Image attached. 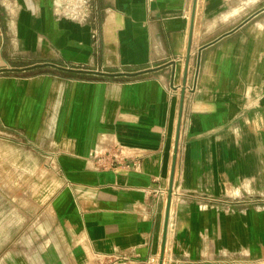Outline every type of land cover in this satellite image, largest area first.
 <instances>
[{
	"label": "crops",
	"instance_id": "1",
	"mask_svg": "<svg viewBox=\"0 0 264 264\" xmlns=\"http://www.w3.org/2000/svg\"><path fill=\"white\" fill-rule=\"evenodd\" d=\"M54 1L0 0V145L48 178L30 264H159L182 89L161 264H264V0H198L188 57L192 0Z\"/></svg>",
	"mask_w": 264,
	"mask_h": 264
},
{
	"label": "rangeland",
	"instance_id": "2",
	"mask_svg": "<svg viewBox=\"0 0 264 264\" xmlns=\"http://www.w3.org/2000/svg\"><path fill=\"white\" fill-rule=\"evenodd\" d=\"M31 156L27 152L19 154L14 146L6 150L0 145V264H30L35 260L28 257L35 236L32 208L44 195L34 191L47 189L48 178L44 171H35L38 163Z\"/></svg>",
	"mask_w": 264,
	"mask_h": 264
},
{
	"label": "built area",
	"instance_id": "3",
	"mask_svg": "<svg viewBox=\"0 0 264 264\" xmlns=\"http://www.w3.org/2000/svg\"><path fill=\"white\" fill-rule=\"evenodd\" d=\"M92 0H55L53 3V12L56 18H67L77 22H88L94 10ZM195 86L192 88L194 89ZM119 149H114L106 155H97L93 153L92 158L96 166H113L120 158ZM139 166L137 161L125 162V167L135 169Z\"/></svg>",
	"mask_w": 264,
	"mask_h": 264
},
{
	"label": "water",
	"instance_id": "4",
	"mask_svg": "<svg viewBox=\"0 0 264 264\" xmlns=\"http://www.w3.org/2000/svg\"><path fill=\"white\" fill-rule=\"evenodd\" d=\"M195 8H196V0H192L191 15H190V26H189V33H188V46H187V53H186L187 57L189 56L190 38H191L192 24H193L194 15H195ZM183 97H184V93H183V89H182L181 94H180V103H179L178 115H177V121H176V129H175V137H174V144H173L171 168H170V173H169L168 186L166 189V206H165V212H164V218H163L161 244H160V251H159V264L162 263L164 249H165L167 222H168V216H169V205H170L171 194H172L176 155H177V147H178V139H179L181 117H182V110H183Z\"/></svg>",
	"mask_w": 264,
	"mask_h": 264
}]
</instances>
